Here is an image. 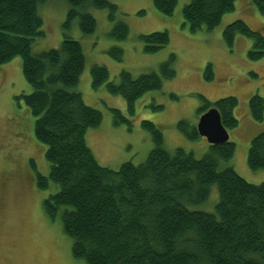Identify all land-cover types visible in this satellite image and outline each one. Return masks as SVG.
Wrapping results in <instances>:
<instances>
[{"label":"trees","instance_id":"1","mask_svg":"<svg viewBox=\"0 0 264 264\" xmlns=\"http://www.w3.org/2000/svg\"><path fill=\"white\" fill-rule=\"evenodd\" d=\"M48 0H0V66L22 57V72L31 86L30 93L16 96L35 117L36 138L47 146L48 175L36 169L37 187L53 190L44 199L43 209L52 220L61 218L64 232L72 240V254L87 264H264V183L254 184L235 167L220 169L231 159L236 143L210 144L207 153L197 158L192 151L170 150L158 125L144 120L154 147L141 164L127 161L119 169L99 163L87 142L90 129L99 127L103 113L87 104L77 89L86 67V56L79 40L65 33L61 45L33 52L35 40L45 34L40 5ZM69 12L66 30L79 19L84 35L97 29L90 6L109 10L114 24L109 33L124 41L130 28L117 19L118 5L110 0H66ZM157 10L173 15L179 0H153ZM237 0H191L183 8L184 25L192 32L213 30L224 15L236 9ZM264 14V0H252ZM144 13V11H141ZM238 35L254 42L248 51L253 61L264 58V35L245 20L237 19L223 32L227 46L234 48ZM146 53H155L171 41L167 30L140 34ZM110 54L118 61L124 49L114 46ZM176 54L160 64V70L138 76L122 70L117 81L110 80L104 65L92 67V86L103 85L112 94L122 95L128 113L136 112V102L148 91L162 88L164 80L175 78ZM205 78L214 79L212 64ZM255 77L258 74L252 73ZM200 116L215 107L229 130L239 125L235 108L239 99L225 96L211 101L198 93ZM256 121L264 120V95L249 100ZM115 126L130 118L118 108L111 109ZM190 139L200 135L197 125L186 120L178 124ZM248 164L264 168V131L256 135L248 152ZM35 166V165H34ZM217 184L216 211L191 209L206 202L212 185Z\"/></svg>","mask_w":264,"mask_h":264},{"label":"rangeland","instance_id":"2","mask_svg":"<svg viewBox=\"0 0 264 264\" xmlns=\"http://www.w3.org/2000/svg\"><path fill=\"white\" fill-rule=\"evenodd\" d=\"M118 5L117 19L130 28L127 40L109 36L114 27L109 10L90 6L86 8L97 20L93 34L84 35L79 19L72 21L66 30L69 4L66 0H48L40 5L45 34L33 43L38 53L61 45L65 33L79 40L86 56V67L77 89L83 93L87 104L103 113L99 127L87 133V142L99 163L119 169L127 161L144 162L154 147L151 133L142 126L144 120L158 125L164 134L165 145L192 151L202 158L209 149L206 137L190 139L178 126L181 120L197 125L202 101L198 93L211 101L225 96H235L239 104L234 114L240 123L229 129L230 140L237 145L235 155L221 163L228 166L254 184L264 183V168L254 170L248 164V152L252 139L264 131V120L256 121L250 111L249 100L254 94L264 95V58L253 61L248 51L253 40L238 35L233 49L224 40L225 27L237 19L245 20L264 35V14L252 0H237L236 9L224 15L213 30L199 29L192 32L184 25L183 8L191 0H179L173 15L161 14L153 0H110ZM144 11V13H141ZM167 30L171 41L162 50L146 53L140 34ZM124 49L122 61L116 60L110 49ZM176 54V76L164 80L159 90H152L136 102V112L129 115L125 98L110 93L106 86H92V67L104 65L110 72V80L117 81L122 70L138 76L159 71L160 64ZM212 64L214 79L205 78L208 64ZM258 74L255 77L252 73ZM4 79L0 103V264H87L72 254V238L62 226L61 218L52 220L43 209V201L53 190H40L28 167V158L35 161L34 170L48 175L50 166L45 156L47 146L40 142L34 131L35 117L16 96L30 93L32 88L22 72V57L0 66V81ZM14 99L15 103L11 101ZM112 108L121 109L132 126L114 125ZM25 136V137H24ZM217 184L212 185L206 202L191 205V209L215 212L219 201Z\"/></svg>","mask_w":264,"mask_h":264},{"label":"water","instance_id":"3","mask_svg":"<svg viewBox=\"0 0 264 264\" xmlns=\"http://www.w3.org/2000/svg\"><path fill=\"white\" fill-rule=\"evenodd\" d=\"M197 128L200 135L206 137L210 144H219L230 140V133L222 122L219 110L215 107L200 116Z\"/></svg>","mask_w":264,"mask_h":264},{"label":"flooded vegetation","instance_id":"4","mask_svg":"<svg viewBox=\"0 0 264 264\" xmlns=\"http://www.w3.org/2000/svg\"><path fill=\"white\" fill-rule=\"evenodd\" d=\"M3 85H4V79H2L1 81H0V103H1V99H2V93H1V91H2V89H3ZM11 101L13 102V103H15V101H16V99H15V101H14V99H11ZM25 137V136H24ZM34 165H36L35 164V161L33 160V158L32 157H29L28 158V167H29V169L32 171V174H33V176H34V182L36 183L37 182V174H36V170H34ZM37 184V183H36Z\"/></svg>","mask_w":264,"mask_h":264}]
</instances>
